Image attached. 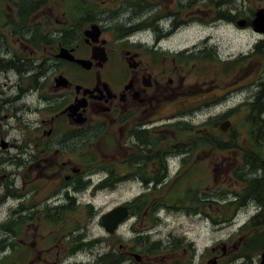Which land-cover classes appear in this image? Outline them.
I'll list each match as a JSON object with an SVG mask.
<instances>
[{
	"label": "flooded vegetation",
	"instance_id": "flooded-vegetation-1",
	"mask_svg": "<svg viewBox=\"0 0 264 264\" xmlns=\"http://www.w3.org/2000/svg\"><path fill=\"white\" fill-rule=\"evenodd\" d=\"M215 2L217 20L206 23L204 0H0V74L14 92L0 91V264H95L77 257L102 244L107 264H194L174 257L183 244L194 256V243L172 234L154 242L168 253L161 260L137 249L143 230L166 216L200 220L220 234L197 264H264V159L243 158L254 152L241 149L232 125L223 131L233 114L212 113L199 124L186 115L264 104V72H256L264 32L253 24L264 0ZM217 21L253 34L252 48L211 59L204 26ZM93 24L98 36L86 33ZM190 31L200 34L178 37ZM211 61L248 69L209 70ZM29 111L40 115L35 123L25 121ZM8 118L12 129L25 128L22 142L2 130ZM220 132L229 138L221 148H204L205 135ZM116 142L120 150L108 149ZM204 167L213 171L206 186ZM121 185L140 190L121 203L131 215L119 227L132 236L112 240L117 230L96 242L80 224L79 194ZM132 203L147 210L132 214Z\"/></svg>",
	"mask_w": 264,
	"mask_h": 264
},
{
	"label": "rangeland",
	"instance_id": "rangeland-1",
	"mask_svg": "<svg viewBox=\"0 0 264 264\" xmlns=\"http://www.w3.org/2000/svg\"><path fill=\"white\" fill-rule=\"evenodd\" d=\"M73 1L77 0H71ZM95 2V0H92ZM216 0H213V2H210V0H204V22H212L217 20L216 18V10H215V2ZM214 9V10H211ZM67 14L69 16L75 15V13L72 10L66 9ZM205 24V23H204ZM204 26V43L208 45V54L211 57V59H214L216 61H219V57L221 59H225L228 55H237L241 50L245 51L250 48H252V44L254 43V35L251 34L248 31H239L236 29H232L231 27H227L223 25L221 22H214L213 24H205ZM200 33L198 31H190L188 34H183L178 37L183 38L185 36L194 39L198 37ZM18 50H20L19 47H16ZM247 63L244 65H240L236 67L235 64H227V66H223L220 63H215L211 61L209 64V70H220V71H231L235 68H238L240 70V73H245L248 69V66H246ZM262 68V67H261ZM259 62L256 64V72L261 73ZM255 72V73H256ZM15 72H10L9 76L14 81L16 79V76L14 74ZM82 76L84 77V74L82 73ZM9 83V79H7V76L0 74V91L3 93V97H9L14 95V92L10 90V87L7 85ZM241 96H243L241 94ZM26 102L31 105H36L34 96H30L25 99ZM4 108L3 113H11L12 109L10 107L5 108L4 104L2 105ZM248 108L241 107L238 110H229L225 107H219L216 109H192L191 111L187 112V117L192 118L193 122L196 124H199L201 120L204 118L206 119L210 114H222V113H230L232 115V122L230 121V125L234 127L237 134V139L239 140V143L241 145V149L246 148L249 144L246 140V135L244 134V128L245 123L247 122L246 114H247ZM24 116L29 122L35 123L37 119L40 118V115L37 114L35 111H29L25 112ZM264 119V114H263ZM14 119H7V126L2 127L3 131H6L9 133V138L18 140L20 142L23 141V134L25 132L24 127H15L12 129V124H14ZM224 122V121H223ZM229 125V126H230ZM228 129V128H227ZM227 129L225 131H227ZM224 131V130H223ZM233 132V133H235ZM225 141L229 138H226L224 135ZM113 140V139H112ZM102 145V143H100ZM98 145V144H97ZM222 146V145H221ZM209 148V147H204ZM85 150V153L83 155V161L86 165V160L84 157L88 158L92 156L89 153V150L91 149L89 145H86L83 147ZM103 149V148H102ZM110 150L116 149L120 150L119 142L113 143V147L108 148ZM101 174H98L96 176H93L94 180L98 179ZM212 177H213V171L211 168L204 167V185L206 186L208 182L212 183ZM93 190V187H88L87 190L82 191L79 194V200H80V224L81 226H86V230L88 232V235L92 239H101L106 240L109 237V234L105 231L103 225L100 223L101 216L114 208L115 206L120 205L126 200H130L138 193L140 190L135 186H118L112 190H100L97 191L95 195H91V191ZM86 204H90L93 207V211L86 207ZM88 208V209H87ZM95 214H93V213ZM134 220V218H133ZM132 220V221H133ZM139 228V227H138ZM144 234H147L146 239H142L139 245H137V249L140 251H144L142 253H146L145 248L147 246H150L156 241H160L163 243H167L170 239V235L172 234L173 237L182 238L185 239L186 242H192L194 243L196 247L195 255L193 256L192 253L187 256L184 248L187 247L186 244H183V246L176 248L175 258L177 261H191L194 264H197L199 261L200 252L205 250L207 247H209L217 238H219L220 234H217L216 232L212 231L210 227H208L205 222H202L200 220H194L189 219L187 217H176V216H166L160 223H158L153 228L147 230H143ZM132 235L128 232L127 226L123 225L118 228V234L112 240H119L123 239L125 237H131ZM106 246L105 244H102V246H94L92 250H85L79 253L77 260L84 261L87 263L94 262L96 260V257L98 253L105 251ZM162 253H153L151 255H159V258L161 260L162 256H168V253H165L161 251ZM141 253V254H142Z\"/></svg>",
	"mask_w": 264,
	"mask_h": 264
},
{
	"label": "trees",
	"instance_id": "trees-1",
	"mask_svg": "<svg viewBox=\"0 0 264 264\" xmlns=\"http://www.w3.org/2000/svg\"><path fill=\"white\" fill-rule=\"evenodd\" d=\"M210 2H213V0H210ZM263 67L260 69L261 73L264 72V62H262ZM16 68L19 71H22L24 69L22 63L18 59ZM264 85V82H263ZM264 104L257 106L255 108H250L247 110V122L245 123L244 128V134L246 135V140L248 142V146L244 148L245 150H249L254 152L250 155H244L243 158L248 160H256L259 161L260 159H264ZM205 135V134H204ZM233 140V139H231ZM236 140V139H234ZM206 141L209 143L206 144ZM225 141L224 135L222 132L219 134L211 135L210 137L206 138V135L204 137V147L211 148L214 146L215 148H221L220 145H223V142ZM243 149V148H242ZM93 157L90 156L88 158L84 157L86 160V163L88 165L89 160H91ZM83 159V158H82ZM205 183V182H204ZM87 182L82 181V187H86ZM148 205L145 204L142 207H138L135 205V203H132L131 205V212L132 214H142L147 210ZM158 205H154L151 208L156 209ZM148 236L144 235L142 238L143 240L146 239ZM99 241V239H96V242ZM157 243H153L150 246H147L145 248L146 252L153 254L157 253ZM108 255L106 252H103L102 254H98L96 257L95 264H107Z\"/></svg>",
	"mask_w": 264,
	"mask_h": 264
},
{
	"label": "water",
	"instance_id": "water-1",
	"mask_svg": "<svg viewBox=\"0 0 264 264\" xmlns=\"http://www.w3.org/2000/svg\"><path fill=\"white\" fill-rule=\"evenodd\" d=\"M253 24H254L255 29L257 31L264 32V8L257 11V14H256V17L253 21ZM99 32H100L99 26L97 24H93L86 33L89 35H93V36L97 35L98 36ZM65 51L66 50H63V52L60 53L59 56H67L66 54H63V53H65ZM72 58L74 60V57H72ZM77 61L83 65H86V62H87V61L79 60V59H77ZM56 81H57L58 85H66V82H67V80L63 77L57 78ZM78 106L79 105L74 106V107L72 106L70 109L75 111V110H77ZM79 122L83 123L84 119L80 118ZM229 125H230V121L225 120L224 122H222L221 128L223 130H226L229 127ZM129 216H130V211H129L128 206L121 204V205L115 206L114 208H112L108 212L104 213L101 216V222L103 224L105 231L108 234H112L118 230V228L122 224V222L126 218H128ZM134 257L136 258V260H139L141 258V255L138 253H135Z\"/></svg>",
	"mask_w": 264,
	"mask_h": 264
}]
</instances>
